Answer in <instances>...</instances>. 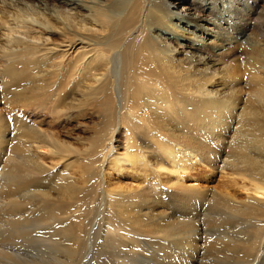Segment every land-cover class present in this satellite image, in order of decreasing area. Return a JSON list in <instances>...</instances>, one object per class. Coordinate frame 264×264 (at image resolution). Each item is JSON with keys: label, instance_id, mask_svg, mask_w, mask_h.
<instances>
[{"label": "bare ground", "instance_id": "obj_1", "mask_svg": "<svg viewBox=\"0 0 264 264\" xmlns=\"http://www.w3.org/2000/svg\"><path fill=\"white\" fill-rule=\"evenodd\" d=\"M200 1L204 6H198ZM224 1L232 8L236 0H89L88 3L42 0L44 4L41 6H35L33 0H0V61L4 59L1 62L3 65H0V96L6 95L1 86L10 89V95L18 100V104L44 93L36 98L40 100L35 108L49 112H66L93 104L98 114L103 116L108 141L115 127L119 126H123L132 138L131 132L142 122V111L151 117H158L157 129H165L176 139H184L189 132L218 140L220 136L216 131L229 125L234 118L238 122V136L234 135L238 137L235 144L238 154L233 161L235 159L238 165V173L247 175L254 193L263 197L264 59L259 56L261 49L253 41L246 44L248 49H253L248 53L247 70L255 88L250 98L257 105L240 108L238 104L235 116L234 98L221 100L222 93L219 92H228L229 87L234 89V84L238 83L236 57L230 56L231 63L224 61L220 70L225 78H222L223 83L215 85L213 79L222 74H216L217 70L211 71L221 64L220 61L227 55L225 51H218L215 61L195 58L186 46L179 44L178 38L168 28L181 29L183 24L191 25L188 22L191 20L204 23L212 19L214 22V17L215 21L225 22L217 13V8L213 7ZM156 2L161 8L155 10L156 17H151ZM234 14L232 22L237 25L236 9ZM173 18L181 25L173 24ZM163 22L167 23L166 27H160ZM239 44L238 41L228 42L225 45L229 48L227 52L237 51ZM260 71L262 76H258ZM209 86L214 88L208 90ZM24 92H29L32 98H20ZM159 103V107L153 106ZM160 118L163 120L160 121ZM195 119L198 126L193 131L196 130V133L179 127V121ZM7 120L14 122L18 128L9 130L10 124L7 127L5 124ZM169 121L174 122L175 127H169ZM9 131L29 140H15L14 145L9 144ZM162 137L160 135L154 141L155 147L158 154L167 158L172 149L167 148ZM57 141L28 125L20 116L0 114V154L7 158L9 164L7 169L0 167V264H79L86 250L81 236L87 229H83L85 226L79 217L69 220L67 215L78 207L82 208V205L85 209L88 208L85 204L92 205L97 190H100L99 198L102 194L105 203L112 199L110 191L103 189L101 192L100 171L92 169L88 173L84 181L89 186L83 190L65 171H51L42 163L40 151L51 157H70L67 161L80 159L79 154ZM103 141L97 139L93 143L100 154L106 152L107 143ZM134 145L133 141L131 146ZM117 159L113 158V165ZM142 159L153 162V168L159 165V160H153L148 155ZM121 160L129 164L134 161L127 155ZM161 161L164 162L163 159ZM234 170H237L236 165ZM159 187L158 183H154L147 189ZM184 192L185 195L189 192L197 196L205 195L196 190ZM139 193L114 196L122 197L130 204L140 197ZM211 198L213 208L218 209V216L209 220L212 226L209 229L212 230L207 237L203 234L201 237L187 220L159 217L173 221L139 232L141 238L136 235V240L130 242L131 236L126 241L123 239L125 234L122 235L127 220L119 217L118 213L115 216L111 214L108 217L111 221L109 231L98 235L94 242V261L96 264H111L109 261L112 264H127L138 256L141 262L170 264L174 258L180 259V263L183 261L182 264H191L194 255L198 258L195 264H204L202 260L207 255L208 264H252L257 263L256 258L264 264V202L247 197L237 203L215 194ZM126 205L119 207L120 214L127 215ZM76 213H71V216ZM130 219L133 220L132 217ZM86 224L89 225L87 221ZM120 240L130 243L129 246L121 244ZM24 244H37L39 251L34 257H29L25 255ZM119 244L127 249V257L122 258V262L116 252ZM21 246L23 250H20ZM138 250H141L139 255L136 254Z\"/></svg>", "mask_w": 264, "mask_h": 264}, {"label": "rangeland", "instance_id": "obj_2", "mask_svg": "<svg viewBox=\"0 0 264 264\" xmlns=\"http://www.w3.org/2000/svg\"><path fill=\"white\" fill-rule=\"evenodd\" d=\"M77 1L87 3L89 2V0ZM41 2L42 0H33L35 6H41V4H44L43 2ZM198 6H204V4L200 1ZM232 6L233 7L230 8L229 5H226V1L220 2V4H215L213 6L217 8V13L221 14L223 19L226 20L225 22L215 21L214 17V22L211 19L205 21L204 24L200 21L191 20L188 21L191 25H181L180 22L177 21V19L173 18L172 23L181 25V29L175 27L168 28L178 38L179 44H183L184 46H186V49L189 51L190 55L194 56L195 58H209L212 59V61H215L218 59V51H225L227 55L223 52L226 56L220 61L221 64H217L211 72H214V70L216 72L217 70L216 74L221 72L222 76H224V72L220 70L223 68L221 66L224 65V61L226 62V64H228L233 62L230 56L233 55V57H236V63L238 66L239 73L238 83L234 84L235 87L234 85L231 86V88L234 87V89L232 88L233 90H230L229 87L228 92H219L222 93L220 95L221 100H227L230 97L234 98V104L236 106V111L234 115L236 116L238 113V104L240 108L257 105L255 100L250 98V95L253 94L255 88L253 87V80L250 78V71L247 70V59L249 56L248 53H250L253 49H248V47H246V44L252 41V43H256L261 49V51L259 52V56L264 59V0H236L232 4ZM160 8L161 5L159 4V2H156L154 8L152 9L151 17H156L155 10H159ZM234 8L237 10L238 13L237 25L233 24L232 22L233 18L235 17ZM166 26V22H163L160 25V27ZM220 31H222V33ZM230 41H238V43H240L238 45L237 51L230 50V52H227L229 51V48L225 45ZM190 46L194 47L190 49ZM3 61L4 59L0 61V65H3L1 63ZM225 68L226 67H224V70ZM260 75L262 76L261 71L258 76ZM217 76H219V74ZM217 76H215V78L213 79L215 85L223 83L222 80L225 78V76ZM1 88L6 91V95H3L2 97L0 96V114H11L22 117L26 122H28V125H33L41 132L53 136L54 139L56 138V140H58L60 144H64L71 151L80 155V159L75 162L73 160L67 161L70 157L64 159L57 156L51 157L45 154L44 151H40V159L47 168L54 172L65 171L67 174L71 175L73 179L76 180L77 184H79V186L82 187L83 190L87 189L89 186V183L84 181L88 178V173L92 169L100 171V175L98 177L101 180L102 184L101 192L103 193L104 189L106 191H110L113 195L111 201L105 203L101 197L102 194H100L99 198L98 193H100V190H97V197L94 200V203L96 202L95 204H85L86 208L88 207L87 209H85L83 205L82 208H76L74 210L75 212H78L75 214L76 216H71V213H75L74 211L71 212L70 215H67L69 217V220H73L74 217H79L82 224L86 227H83V229H87V234H89L87 235L86 231H84L83 235L81 236L83 243H85L86 250L82 253V261L79 262V264H96V262L94 261V242L96 241L98 235H104L109 231L108 227L111 221H109L108 217H111V214H114L113 216H115L116 213H118L119 217H123V220H127L125 221V225H123L124 229L122 235L125 234L123 239H126L128 238V236H131L130 242L136 240V235L141 238L140 235L142 234H140L139 232H144L147 229H154L157 224L163 226L165 225L164 223L169 224L173 221L170 219V221L168 219H159V217H174L178 220H180L181 218L183 220H187V222L190 223V225L195 230H198L197 233L200 234L201 237L203 235L204 237H207L211 234L209 231L212 230L209 229V227H212L210 226L211 223L209 222V220L213 219L212 217L218 216V209L216 207L213 208L212 205L213 199L211 197H213V194L219 197H226L228 199L231 198V200L237 203H240L247 197H252L254 199L261 200V202H264V196L261 197V194L256 193L259 194L256 195L254 193L253 189H251L252 185L249 179L247 178V175H244L243 173H238V165L237 163H235V159L233 161V157L235 158V156L238 154V149L235 148V144L238 143V137H234V135L236 134L238 136V128L236 129V127H238V122H236L237 120L234 118V120H231L232 122H230L229 125L226 124V126L221 127L220 131H216L219 132L218 134L220 136L218 140H212L211 138H208V136H203L200 133L198 135H194L192 133L190 134L189 132L186 133L187 136L184 139H176L175 135L168 134L165 129H157L156 122L159 121L158 117H151L150 115H146L142 111V122H140L138 124V127H136L135 130L131 132V134H133L132 138L129 137V133L125 131V128L123 126H119L115 127V132L112 135L111 140L108 141L109 135H107V133L105 134V132H108V129L106 131L103 116L100 115L101 113L98 114L99 111L95 109L93 104L86 107H78L66 112H49L42 108H35V104L39 103L40 100L36 98L40 95L43 96L44 93L35 96L30 101L21 102L18 104V100L12 97V95H10L11 91L9 88L7 89L4 86H1ZM213 88L214 87L209 86L207 89L210 90ZM221 89L222 88H219V90ZM20 98H32V95L29 92H24L23 95L20 96ZM22 104H24V106ZM160 105L161 104L159 103L158 105L155 104L153 106L159 107ZM162 115L164 114L162 113ZM234 115H231V117ZM164 116L166 117V115ZM161 120H163V118H160V121ZM129 122L130 121H128L127 123ZM168 123L169 124L167 125L169 127H175L174 122L169 121ZM178 123L179 127L182 130L191 129L190 132L196 133V130L193 131V129H196L198 126L197 119L184 122L179 121ZM5 124L6 127L10 124L8 126L9 130H15V127L17 126H14V122L8 120L5 122ZM199 126H201V123H199ZM14 133L15 132L9 131V144L11 143L14 145L15 142H17L15 140H18L20 142H23V140H29L25 137H20L19 135H17V133ZM160 135L161 137L163 136L162 141H165L167 148L172 149V154L167 158H164L163 155L158 154L157 149L155 147L154 141ZM198 137H201L200 140L198 139ZM97 139H100V142L104 140L103 142L107 143L105 146L106 152L104 154H100L98 152V149H95V147L93 146L94 141ZM233 140L235 142H233ZM133 141L135 145L131 146V144H133ZM229 145L232 146V148ZM233 145L235 149H233ZM230 154H233L234 156H231ZM126 155L129 159H133L134 161L130 162V164L122 161L121 158ZM145 155H148V157L150 156V158H152L153 160H159V165L153 168L151 166L153 162H145L144 159H142ZM2 157H4V155L0 154V158ZM114 157L119 158L115 160V165H113ZM97 159L99 160L97 161ZM162 159L164 160V162L161 161ZM7 161V158L4 157L0 161V167L3 166L4 169H7V167L9 166ZM5 163H7L8 165H6ZM235 165L237 170L232 171ZM154 183H158L160 187L151 190L147 189ZM143 190L145 191L139 193ZM191 190H196L205 195L197 196V194L194 195L193 192H189V194L187 195L184 194V191ZM145 192L150 193H148L149 197L146 196L147 194ZM133 193H139L140 197L137 200H134L135 202H130V204L129 202H125L127 200L122 199V197L114 196L118 194L130 195ZM203 196L206 197L203 198ZM96 199L100 201L98 202ZM186 202L188 203V205ZM123 204H127L126 206L128 207V213H125L127 215H122L119 213V207H121ZM80 209L82 212L79 211ZM89 210L92 211L89 212ZM85 216L87 217V220L84 219ZM130 217H132L133 220H131ZM86 221L87 223H89V225L86 224ZM87 225L89 227H87ZM179 226L180 225H178L177 227L180 228ZM197 226L199 228H197ZM131 230H133L134 232L132 233ZM87 237L88 240H86ZM126 241H128V239H126ZM126 241L120 240V243L122 242L121 244L129 246L130 243L128 244V242ZM121 244H119V249L117 248L116 250V252L118 251L117 254L121 256L118 257L120 258V262H122V258L127 257V249ZM24 245L25 246H22L25 248V255L29 257H34L39 251V247L37 244ZM111 246V249H116L112 248ZM21 248L20 250L24 249ZM140 253L141 250H138L136 252V254L138 255ZM144 255L146 256L147 253H145ZM157 255H160V253ZM192 256L193 259L190 262L191 264H195L198 258H195L194 255ZM136 257L134 261H131L127 264H156L155 262L150 263L145 260V262L143 260L141 262L138 259V256ZM173 259L174 258H172V261L174 263L171 262L172 264L183 263V261L182 263H180V259ZM207 259H209V257L205 255L202 262L204 261L203 263L206 264ZM256 261L257 263L252 264H260L261 259L256 258ZM109 262L112 264L111 261ZM166 263H170V261ZM163 264H165V262H163Z\"/></svg>", "mask_w": 264, "mask_h": 264}]
</instances>
